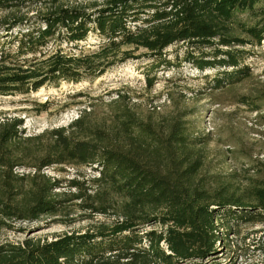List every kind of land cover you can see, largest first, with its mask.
<instances>
[{
  "label": "trees",
  "instance_id": "obj_1",
  "mask_svg": "<svg viewBox=\"0 0 264 264\" xmlns=\"http://www.w3.org/2000/svg\"><path fill=\"white\" fill-rule=\"evenodd\" d=\"M30 10L39 12L13 17ZM1 14L4 98L95 81L140 59L157 69H223L219 74L241 80L250 76L242 67L247 48L264 45V0H0ZM91 36L100 42L94 50L82 46ZM115 104L113 130L82 113L67 128L28 136L22 120L0 119L1 220L61 216L69 200L57 193L61 182L44 174L61 166L96 172L95 195L72 181L73 200L116 216L84 234L0 244V264H189L218 252L233 228L264 223V170L254 169L241 194L214 187L202 176L204 155L182 117L156 126ZM98 196L105 207L87 203Z\"/></svg>",
  "mask_w": 264,
  "mask_h": 264
},
{
  "label": "rangeland",
  "instance_id": "obj_2",
  "mask_svg": "<svg viewBox=\"0 0 264 264\" xmlns=\"http://www.w3.org/2000/svg\"><path fill=\"white\" fill-rule=\"evenodd\" d=\"M36 12L39 10L17 12L13 17ZM241 18L246 20L247 16ZM99 43L97 37L91 36L82 46L94 50ZM173 50H168L170 59H174ZM123 51L143 54L133 48ZM247 51L242 67L250 76L241 80L219 74L223 69L200 72L187 64L157 69L152 59L131 60L95 81L0 97V119L22 120L26 135L38 136L67 128L82 113L88 122L112 129L115 102L114 107L125 105L140 119L156 126H166L173 117H182L189 137L204 155L202 176L211 177L214 187L226 186L241 194L255 180L254 169L264 170V45L248 47ZM44 174L61 182L63 188L57 193L69 200L67 210L61 216L43 217L36 222L0 219L7 224L0 225V244L27 239L52 241L66 234H84L96 227V221L116 217L110 208L106 209L107 214H98L86 209L85 201L73 200L76 191L69 189L72 181L80 183L88 195H95L91 181L98 175L90 168L61 166L45 170ZM87 203H93L95 208L105 207L100 196ZM224 244L219 242L215 248L218 252L208 259L189 264H264V223L233 228Z\"/></svg>",
  "mask_w": 264,
  "mask_h": 264
}]
</instances>
